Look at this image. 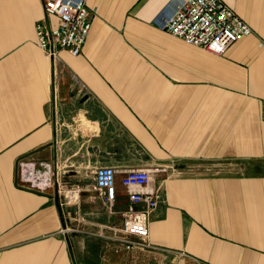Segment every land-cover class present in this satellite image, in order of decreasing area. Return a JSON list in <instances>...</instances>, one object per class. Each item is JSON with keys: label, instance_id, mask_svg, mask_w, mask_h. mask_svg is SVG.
I'll return each mask as SVG.
<instances>
[{"label": "crops", "instance_id": "0c3cea01", "mask_svg": "<svg viewBox=\"0 0 264 264\" xmlns=\"http://www.w3.org/2000/svg\"><path fill=\"white\" fill-rule=\"evenodd\" d=\"M180 1L86 0L81 52L51 57L43 0H0V264H264V0H224L253 32L221 55L160 28ZM100 167L158 169L153 247L126 246L128 191L118 173L105 200Z\"/></svg>", "mask_w": 264, "mask_h": 264}, {"label": "built area", "instance_id": "2783aa9c", "mask_svg": "<svg viewBox=\"0 0 264 264\" xmlns=\"http://www.w3.org/2000/svg\"><path fill=\"white\" fill-rule=\"evenodd\" d=\"M44 17L36 22V43L49 56L55 57L62 49L78 55L92 28L93 11L86 0H44ZM48 15L57 20L51 22ZM160 28L187 43L221 55L244 36L253 32L252 27L224 0H181L174 10L161 18ZM158 169L116 170L100 167L95 170L97 189L105 200L113 203L116 197L117 175L127 188L131 205L120 228L128 248L153 247L148 242V221L158 205L160 192L153 185ZM20 180L33 188L55 189L68 202H76L80 190L65 186L59 173L50 163L21 161ZM140 205V208L138 207ZM135 237V238H132Z\"/></svg>", "mask_w": 264, "mask_h": 264}, {"label": "rangeland", "instance_id": "374dc122", "mask_svg": "<svg viewBox=\"0 0 264 264\" xmlns=\"http://www.w3.org/2000/svg\"><path fill=\"white\" fill-rule=\"evenodd\" d=\"M43 2H44V0H43Z\"/></svg>", "mask_w": 264, "mask_h": 264}]
</instances>
